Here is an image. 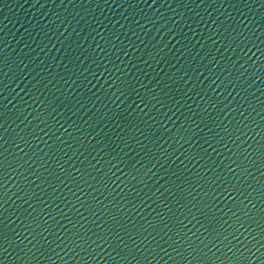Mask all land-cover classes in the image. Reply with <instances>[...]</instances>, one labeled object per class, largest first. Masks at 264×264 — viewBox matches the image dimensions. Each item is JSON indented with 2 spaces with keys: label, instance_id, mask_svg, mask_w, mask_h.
Listing matches in <instances>:
<instances>
[{
  "label": "water",
  "instance_id": "obj_1",
  "mask_svg": "<svg viewBox=\"0 0 264 264\" xmlns=\"http://www.w3.org/2000/svg\"><path fill=\"white\" fill-rule=\"evenodd\" d=\"M0 264H264V0H0Z\"/></svg>",
  "mask_w": 264,
  "mask_h": 264
}]
</instances>
